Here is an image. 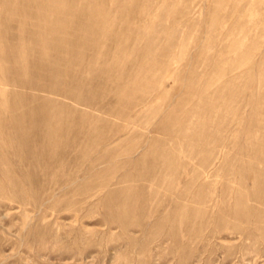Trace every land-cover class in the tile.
<instances>
[{"label": "rangeland", "instance_id": "374dc122", "mask_svg": "<svg viewBox=\"0 0 264 264\" xmlns=\"http://www.w3.org/2000/svg\"><path fill=\"white\" fill-rule=\"evenodd\" d=\"M261 28L264 0H0V52L23 38L12 53L25 59V83L0 75V92L27 93L0 98V264H264V105H247L264 99ZM40 38L56 48L42 55ZM48 98L76 105L72 126L91 112L51 148L26 116ZM127 175L132 197L117 212Z\"/></svg>", "mask_w": 264, "mask_h": 264}, {"label": "bare ground", "instance_id": "6f19581e", "mask_svg": "<svg viewBox=\"0 0 264 264\" xmlns=\"http://www.w3.org/2000/svg\"><path fill=\"white\" fill-rule=\"evenodd\" d=\"M48 23L50 24V22H47L46 21V23H45L46 26L45 27H47L49 29L52 28L51 29L52 31L54 30L56 32H62L64 30L57 23H55V24L58 25L57 27H56L55 24L53 26L47 25ZM259 30H260V33L261 34L262 33L264 34V28H261ZM35 32L36 33H39V31L36 30V29H35ZM104 32H105V29H104ZM22 39L23 38H20V41L19 42L15 43V44H10L7 47V50L6 51L9 52V53H4L2 51L0 52V60H9L12 64H14V67L11 68V69H9V70H4L3 68H0V75L2 76V78L4 80H8L9 82H11L13 84L20 83L21 85H22V82L25 83V76H22L19 73L18 69L15 68V66L17 67L18 64L23 65V63H25V59H22L21 57H19L17 55H14L12 52H15V50H17L18 48H21L23 46L21 44V42H22L21 40ZM38 42H39V44H38L39 51L38 52H40L42 55H46L49 51L52 50V48H54V49L56 48L55 47L56 45H54V46L51 47L49 44H47L43 40V38H40V40ZM57 43H61L60 42V39H57ZM258 44H259V42H258ZM4 49H5V47H4ZM248 49H250V48H247L242 53V57H243V60L245 62H246V60L248 62L249 59H251V54H253ZM62 50H64V49H62V47H57V51H56L57 54L55 56L61 59V56L59 54H60V51H62ZM257 51L260 54L259 64H264V46H261V43L258 46ZM110 55H112V53ZM94 56L95 57H92L91 60H96L97 61V59L99 58L98 55L96 54ZM109 62H111V63L114 62V64H116L117 61L115 60V58L110 57ZM64 64L70 65V62L64 60ZM104 65L108 69L109 64H104ZM21 67H23V66H21ZM42 67L43 66H41V68ZM82 69L85 70V71H87V72H89L90 71V66H88V65L85 64V65H83ZM250 71L251 70H249V69L244 70L243 71L244 76H248ZM52 73L53 74H57V75H64V76L69 75L67 70H59L58 68H53L52 69ZM259 78H261V76H259ZM263 78H264V76L258 82V85H257V89L258 90L261 89V87L264 86L263 83H260ZM54 79H55V77L48 76V80L49 81H53ZM127 81H128V78L125 79L122 76H117L116 77L115 83L116 84H120V87H118V89H117V93H120V92H123L124 91V89H125V87L127 85H123L122 86V84H124ZM81 84H82V82L80 81V83H76L75 86L78 85L80 87ZM25 86L26 87L29 86L28 88H30L31 86H34L36 88H40L41 87V86L39 87L35 83L34 84L33 83L31 84L30 82H27V81H26ZM47 90L49 92H55V91H57V92H60L63 96H69V97H71L73 99V101H76L77 100V98L74 97V96H72L71 95V92L68 91L67 88H65V87L64 88H61L59 90H55L51 86V87L47 88ZM25 93H26V90L25 89L24 90L22 89L19 92H17V91L15 92V91H12V90H7L6 93L0 92V98L3 101H7L9 99L8 102H10L11 100L15 102L16 99L17 100H21V99L27 97V95H26L27 93L26 94ZM41 103L43 105L47 106V109L48 110L46 109L45 113H41L39 110L32 108V109L26 111V116H27V119L30 121L29 122L30 128L35 132L36 137L42 140V142L45 144V146L47 148H51L52 146H56L57 145L58 139H61L63 137V135L61 136L59 134V132H58V131H61L62 129L64 130V133L65 134L68 133V131H74V130H75V133L76 132L79 133L81 131H84L85 128L83 126V123L90 116L91 112H88V111L81 112L80 118H79L81 125L72 126V124H71L72 115H70V113H73L74 114V111L76 109V105L75 104H72V105H70L68 107H66L65 105H63L61 103H58L57 105H55L49 98L48 99L41 100ZM260 103L264 105V99H259V100H256V101L248 100V104L247 105H249V106L251 105L252 107L256 108V106H258ZM23 114H24V112L18 111L17 108H15L12 105L11 108L9 109V111H8V116H7V120H8L7 127L10 129L9 130L10 138H12L14 141H16L18 143V145L20 144L21 146L25 144L24 143L25 137H24V135H22V131H23L22 123H23V116H24ZM0 115H1V112H0ZM53 117L55 118V120L54 121H51L53 119ZM94 117H95V119L96 118L98 119L99 117H101V115L100 114H95ZM91 118H92V116H91ZM39 119L41 121L44 120L43 121V124H40L38 122ZM1 125L2 124H0V127H1ZM0 130H1V128H0ZM85 131H87V133H88V132H90V129L89 128H86ZM164 132H166V130ZM1 135H2V133L0 131V136ZM154 138L155 139H159L160 136L155 135ZM153 148H154V144H151V145H149L146 148V151L147 152H151V150H153ZM172 148H173V152H172L173 158L178 157L179 153L177 154V149H176V147L173 144H172V146H171L170 149H172ZM165 154L166 153L164 152V150H161L159 152V155L161 156V160H162L161 161V164L162 165H164L166 163V161L169 160L168 159L169 157L165 156ZM127 179H128V175L122 177V179L120 181H118L114 185V190L117 191V193L116 194H113V196H111V197H112V200L114 201L115 210L117 212H119L120 210H122L126 199H129V198L132 197L131 196V193L126 189V183L125 182L127 181Z\"/></svg>", "mask_w": 264, "mask_h": 264}]
</instances>
